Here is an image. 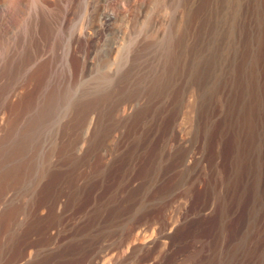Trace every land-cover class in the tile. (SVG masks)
Segmentation results:
<instances>
[{"label": "bare ground", "instance_id": "6f19581e", "mask_svg": "<svg viewBox=\"0 0 264 264\" xmlns=\"http://www.w3.org/2000/svg\"><path fill=\"white\" fill-rule=\"evenodd\" d=\"M6 1L9 2V0ZM20 1L12 0L9 2H13V6L11 4L12 8L9 11V14H11L9 22L11 24L19 18L17 7ZM56 1L41 0V2L35 4L39 5L36 8L37 11L38 8H44L45 10L50 7L53 10V20L51 17L52 23H50L58 26L60 22L64 24L70 12L69 9L71 7L76 9L80 0H65L68 3V9L65 7L66 11H63L65 13L62 14L61 19L58 12L59 2ZM181 1L183 2V0ZM239 1L238 6L240 8L242 3L241 0ZM254 1L252 6L250 4L253 2L249 4L247 10L240 11L242 15L239 14V16L241 15L246 20L247 16L251 15L253 19L249 21L252 24L250 29H253V26H258L259 31L255 33L253 31L254 34L251 32L253 36L250 40L253 46L251 45V49L246 50L242 58L238 56L242 60L238 63L237 68L234 66L232 70L230 69L231 71L229 70L230 72L228 71L227 76L226 71L225 76L221 75V70L220 73L218 72L216 60L212 57L203 59L197 56L203 46L202 43H204L202 36L214 22V9H217V6L214 8V5L219 3L218 0H185L182 4V6L184 5L183 11H180L181 18L177 21H180L178 37L172 47L173 52H170L173 53V58L166 63L163 71L160 70L162 73L161 81H159L160 85L153 80L154 83L156 82L159 85L158 88H154L156 91L153 89V92L157 96L163 97L167 92L173 91L174 103L170 107H142L133 106L130 103L132 106L124 105L120 115L116 113V106L119 103L115 106L114 103L108 102L107 107L102 112L100 111L102 108L97 110L94 107V102L90 99L94 104L93 106H85L82 111L79 107V113H76L77 116L74 122L71 123H73L74 128L82 125V128H84L85 126L83 133L80 132V136L78 135L74 142H71L72 146L67 141L69 145L65 147L63 154L60 152L62 156L56 160L54 159L55 164L60 166L59 169L50 168L45 171L47 173L39 178L38 187L36 188V185L34 187L36 191L32 193H35V195L28 191L31 197L33 195V201L28 203V206L24 201L27 212L23 213L22 207L18 206L10 209V211L3 210V213H0L3 222L7 219L14 220L19 217L24 220V224L20 228L18 227L19 230L15 233V241L12 240L13 244L7 246L8 248L1 254L0 264H85L86 262L95 264L96 258L99 259L102 253L108 252V242L110 240L127 233L124 228L127 224L131 223L133 227L145 215L150 214L156 206L159 207L169 203L179 194L184 184L195 180L194 178L198 175L200 166L205 167L207 173L203 176L196 198L190 201L186 207L187 212L182 215L178 222H167V229L161 234V239H167L171 250L180 246L183 248L182 245L188 246L192 239L194 240L195 237L201 236L205 232L206 226H210L207 228V235L210 237L209 240H211L212 246L211 256L207 261L208 264H264V0ZM69 3L72 4L71 7ZM227 3H224V5ZM227 5L229 6V4ZM219 6H222L221 2ZM231 6L234 10L233 4ZM62 9L64 10V8ZM48 11L50 13V10ZM44 12L46 13V11ZM178 14L180 15V13ZM41 15L43 16V14ZM218 17L220 18V15ZM48 18L50 21V17ZM38 19L37 21H39ZM37 21L35 23H39ZM47 22L45 23L47 24ZM45 23L41 21V24H37V26L46 27ZM222 23L223 26L224 22ZM110 24L108 25L110 26ZM191 27H194L195 30ZM233 27L229 29H233ZM243 27L240 28L243 29ZM234 31L237 32L235 28ZM239 33L241 35V32ZM245 34L248 33L245 32ZM18 35L13 42L9 40V36V39L4 36V40L3 37H0L3 40V42L1 40L2 46L5 47L0 46L2 48L0 54L3 53L2 57L5 54V58H3L6 62L4 63V66L6 64L5 70H9L8 73L13 74L14 77L18 76L19 70L26 60L23 57L28 54V52L25 54L26 49L22 45L23 40L21 41ZM123 36H119V40L114 46L113 52L116 54V58L122 52H125V48L123 49L124 41L122 44V40L127 36ZM38 37L40 38L41 35L36 36L35 34V38H31L27 43L30 53L36 54L37 52L38 54L37 46L40 45L36 40ZM120 37L123 39L120 40ZM12 43L13 48L11 47ZM209 43L207 42V44ZM210 46L212 48L211 43ZM237 46L239 47V45ZM227 48L229 50L230 47ZM238 50L240 53L243 52L240 51L241 49ZM223 51L222 53L225 55L226 52ZM202 53L203 51L200 55ZM217 53L216 55H219V52ZM166 54L168 53L166 52ZM233 57L235 58L234 55ZM224 59H226L225 56H223V61ZM221 60L220 62H222ZM228 60L231 59L228 58L226 61L228 62ZM218 68L220 69V66ZM190 85L196 87L194 89L198 91V93L193 91V94L199 95V97H195L199 98V106L196 109L194 107L195 111H192L194 121H192V125L190 123L193 126L191 130H189L190 127L188 129L189 125H185V127L178 125V120L183 112L182 108L185 107L184 104V107L181 106L180 99L182 94L189 90L187 88ZM124 89H121L122 92ZM149 94L152 95V93ZM156 94L152 96L155 98ZM193 94L192 96H194ZM152 96L150 97L152 98ZM101 97L103 96L101 95ZM105 97H107V94ZM219 100H221V103H219ZM195 102L197 103V101ZM6 109L8 108L6 107ZM62 128H66V126ZM62 128L61 133L64 132V135L67 136L66 134L70 131L65 134ZM69 129L71 130V128ZM59 136L61 135L59 134ZM72 138L74 137L72 136ZM24 139H22V142H24ZM12 140L14 141V139ZM57 142L56 140L55 144ZM108 143L111 145L110 149L104 154L102 148L107 147ZM22 144L19 142L15 148H6L5 153L0 150V163L12 162L16 159L18 164L19 157L23 153L24 146L22 147ZM25 155L24 157H26ZM7 165H12V163H7ZM21 165L19 166L21 167ZM10 167L11 169L8 172L2 170L5 172L2 173L0 171L3 180L11 178V175L17 171L18 166H14L15 168ZM29 167L31 168V166ZM37 168H39L38 165ZM37 170L39 172L40 169ZM218 170H221V176L218 175ZM35 174L33 175L35 176ZM24 176L26 175L24 174ZM21 182L17 183L20 184ZM13 183L12 181L11 184ZM14 187L12 186V188ZM9 190L13 189L9 188ZM218 190L221 191L220 198L218 203L214 204V197ZM6 193L3 195H6ZM24 202H21V204H24ZM7 204L6 207H8ZM214 209H216V214L211 216ZM10 222L9 225L12 223ZM14 223L19 222L14 221ZM138 235V239L141 240L143 235ZM11 239L10 237V241ZM142 242H144V239L141 240ZM4 245L6 246V244ZM171 250L170 252L173 253Z\"/></svg>", "mask_w": 264, "mask_h": 264}, {"label": "rangeland", "instance_id": "374dc122", "mask_svg": "<svg viewBox=\"0 0 264 264\" xmlns=\"http://www.w3.org/2000/svg\"><path fill=\"white\" fill-rule=\"evenodd\" d=\"M11 1L9 0V2ZM52 1L54 2V0ZM184 1L185 0H183V2L181 0H80L79 6L76 9H72V4L70 5L71 2L69 1V6L71 7V9H69L70 12L68 14L67 19L64 21V24L60 22L58 26H56L54 24L51 25V17L53 16V10L50 9V7L45 10L44 8H38L39 10L37 11L36 8L37 6L39 7V5L36 4L37 2H41V0H21L20 2H18L17 9H19L20 11H17L19 14V18L17 20L18 22H14L15 24H11L9 22L11 16V14H9V11L13 6V2L9 3L6 0H0V37H3V40L5 37H7V39L10 38L9 40L13 42L15 37L19 34L18 36H20L21 41H25H22V45L26 49L25 54L28 52V54L25 55L27 56V58H25V56L23 57L24 60H26L23 63L24 65L22 64V67L19 70L20 72L17 77H14L13 74L11 75V73H8L9 70H5L6 64L4 66V63L6 62L5 59H3L5 58V54L3 57V53L0 54V139H2L0 140V150H3V152L5 153L4 150L6 148H15L19 142L20 144L23 143L21 145L22 147L24 146L23 153L21 154L23 158L21 156L19 157L22 162L20 160L18 161L19 165H21L22 163L21 167L17 164L16 159L15 161L7 162L9 164L12 163V165H7V163L5 162L0 163V171L4 170L5 172H8L11 169L10 166H12L13 168L17 166L19 167H17V171L14 172V174L17 175L12 174L14 177L11 175L12 179L9 177L7 178L8 180H3L1 177L2 174L0 172V181L2 180L0 182V190L3 187V189L0 191V213H3V210L10 211V209H13L18 206L22 207L21 210L23 211V213L27 212L26 208L28 206V203L33 201V195H35V193L33 194L32 192L36 191L35 189L38 187L37 183L40 182L39 178H42L44 176L43 174L47 173L45 171L50 168L55 170L59 169L60 166L55 164V160L58 157L62 156L61 153L65 151L64 149L67 145L70 144L72 146V143L74 142L75 138H77L78 135L80 136V132L81 134L83 133L85 126L84 128H82L83 125L78 128H74V125H72L73 123H71L74 122L77 114L79 113L80 108L82 111L83 107L91 105L93 106L95 104L94 107L97 110H100L102 108L100 110L102 112L104 111L103 109L107 107L108 102L114 103L115 106L119 103V105L116 106V113L120 115L122 114L124 105L132 106L131 104H133V106L138 105L142 107H170L174 103L175 96L173 91H169L167 92V94H165L169 97L165 95L163 97H159L153 91L155 90L154 88H158L160 85L159 81H161L162 78V73L160 72V70L163 71L166 63L173 58V53L170 52H173L172 47L178 37L177 35L179 33L178 28L180 27V21H177L181 18V12L183 11L182 9L184 7V5L182 6V4H184ZM231 1L232 0H218V4L220 5L221 2L223 8L218 4L214 5V8H216L217 6V9H214L213 15L215 16V18L214 22L212 21L213 26L211 25L210 28L208 27L207 32L204 33L203 36H207L206 38L202 36V40L204 39L203 42L206 43L205 45L204 43H202L203 46L200 48L201 50H199V55H197L198 57L203 59L207 57H212L214 60H216L217 70L219 73L222 71L221 75L223 76H225V71L227 72V76V74L233 69L234 66L235 68L238 67V63H240V61L242 60L241 58L246 53V50L251 49V36H253L255 32L259 31L258 26H253V29H250L252 28V24H250L249 21L250 19H253L251 15H248L246 20H244V18L241 16V12L247 10L249 4L254 0H241V3L244 6L241 4L240 8L238 6L240 4V1L234 0L232 1L234 10H232L233 8L231 6ZM32 2L34 4L36 3L35 6H33L34 4ZM55 2L57 1L55 0ZM58 2L59 10L62 11L61 12L58 10L59 18L61 19V16H63L62 14L65 13H63V11H66V8L68 9V3L65 2V0H58ZM60 2L62 3V5ZM254 2L251 3L250 6H252ZM224 3L229 4V6L227 4L224 5ZM62 8H64V10ZM221 8L222 10H220ZM227 9L229 12L227 11ZM235 9H237V11H235ZM48 10H50V13ZM44 11H46V13ZM178 13H180V15ZM218 13H221L219 14L220 18L218 17ZM41 14H43V16ZM46 14L48 15L46 16ZM239 14L241 15L239 16ZM174 16L178 17L175 18ZM48 17H50V21ZM173 17L175 20L172 19ZM231 17H235V19H231ZM37 19L39 21H37ZM33 20H36L39 23H35L36 21L34 22ZM40 20L44 23L48 21L47 24L45 23L46 27L37 26V24H41ZM236 20H238L239 22ZM107 22L108 24L111 23L110 26L107 24ZM222 22H224L223 26ZM35 24L37 28L35 27ZM231 24L235 27H233ZM39 27L41 28V30ZM230 27H233V29H229ZM240 27H243V29ZM234 28L237 30V32L234 31ZM191 29L195 30L194 27H191ZM239 32H241V35ZM245 32L248 34L246 35ZM38 33L41 35L40 38L38 37L36 39L39 42L38 44H40L39 47L37 46V50H39L38 54L37 52L36 54L32 52L30 53L27 48V43H29L31 38H35V34L36 36H39ZM211 35L213 38L211 37ZM215 35L217 36L214 37ZM219 35L220 37H218ZM119 36H127L124 40H122L123 38L120 37V40H122V44L124 41L123 49L125 48V52H122L116 58V54H114L113 50L116 42H118L117 40H119ZM1 40L2 39H0V46L2 48H5L4 46H2L3 40L2 42ZM212 40L214 43L212 42ZM224 41H226V44L224 43ZM207 42H210L212 44V48L211 46L209 47L210 43L207 44ZM142 45L144 46V48H142ZM237 45H239V47ZM205 46H208L209 49ZM1 47L0 51L2 50ZM11 47L13 48V43ZM226 47H230L229 50L228 48L226 49ZM238 49H241L240 51L243 52L240 53ZM215 50L217 51L215 52ZM223 50L226 52L225 55L224 53H222ZM200 51H203L201 55ZM166 52L168 54H166ZM217 52H219V55H216L218 54ZM233 55L235 56V58L233 57ZM223 56H225L226 58L224 59V61ZM238 56L241 58L239 59ZM228 58H230L232 61L228 60L227 62L226 60ZM218 60L219 62H217ZM220 60L222 62H220ZM233 61H236L237 64ZM229 65L230 67H228ZM218 66H220V69L218 68ZM223 67L226 69H224ZM6 76L10 79H8ZM11 77L14 79V81ZM153 80L158 82L157 84L159 85H157L156 82L154 83ZM118 81H121L122 83ZM118 88H120V92L118 91ZM191 88L193 89L191 90ZM194 88L196 87L190 85L187 89L191 91L188 92L189 90L186 89L187 92L185 91V93H183L181 96L182 98L180 99V102L182 103L181 106H183L184 104L185 107L183 106L184 108H182L183 112L181 111L182 114L178 120V125L180 124V127H185V125H189V130H191V128L193 127L191 126L193 123L192 121H194L193 112L199 106V98H195L196 96L199 97L198 94L195 95V93H198V91ZM121 89H124V91L122 92ZM193 91L195 92L194 94ZM149 93H152V95L156 94L155 98ZM106 94L107 97H105ZM192 94L194 96H192ZM101 95L103 97H101ZM188 95H190L189 98H187ZM150 96H152V98ZM148 98L152 100L150 101ZM83 99L86 102L82 101ZM89 99L92 100L94 104ZM160 99H163L165 102L163 100L161 101ZM166 99L168 100L169 104ZM195 101H197V103ZM219 103H221V100H219ZM6 107L8 109H6ZM186 119L189 120L187 121ZM65 122L67 123L66 125ZM64 125L66 126V128H62L65 127ZM61 128L63 129V131H65V134L69 131V133H72H67V136H65L64 132L61 133ZM69 128H71V130ZM8 131L12 132L9 133ZM3 133L5 134L3 135ZM59 134L61 136H59ZM10 135H12L13 137ZM3 136L8 137L5 138ZM72 136L74 138H72ZM11 137L12 139H14V141L11 139ZM8 139L11 141H9ZM22 139H24V142H22ZM29 139H31L33 143L31 140L30 142ZM4 140L7 141L4 142ZM56 140L58 142L55 144ZM67 141L69 142V144ZM14 143L15 145H13ZM28 144L31 147L27 146ZM4 146L6 147L4 148ZM110 146V143H108L107 147L104 146L105 149L102 148L104 154L108 152ZM54 148L56 151L54 150ZM60 148L62 151L59 150ZM23 154H26V157H24ZM13 162L15 163V165H13ZM27 163L30 164L29 166H31V168L28 166ZM37 165L39 168H37ZM40 165L44 166V169L41 168L42 166L40 167ZM2 166L5 168H3ZM36 168L40 169L39 172ZM40 171H42L43 173ZM206 171L207 170L205 167L200 166L198 173L199 176L197 175L194 178L195 180L190 181L182 186L183 189L181 188L182 190L180 189L179 194L175 197L177 199L174 198L169 203L160 205L159 207L156 206V208L153 210L154 212L151 211L150 214L145 215L133 227L131 223V226L130 224H127L124 227L127 233L117 236L110 240L108 242V252L102 253L99 259L96 258L95 264H208L207 261H209L210 259L212 246V242L211 240H209L210 237L207 235V228H209L210 226H206L205 232L201 236L195 237L194 240L192 239V242L190 241L191 243L188 246L182 245L183 248L180 246L181 248L178 247L177 249L171 250L168 246L167 239H161V234L167 229V222H178L180 218H182V215L187 212L186 207L188 206L191 200L196 198L198 194V189L203 180V176H205L207 173ZM5 172L2 171V173ZM24 174L26 176H24ZM33 174H35V176ZM221 174V170H218V175L221 176ZM13 178H15V180H13ZM12 181L14 182L13 184L17 187H14V185L11 184ZM17 182H21L20 184L22 188ZM35 185L36 188H34ZM12 186L14 188H12ZM9 188L13 190H9ZM5 190L7 191V193ZM28 191H31V194H33L32 197L30 196L31 194ZM4 193H6V195H3ZM220 194L221 191L218 190L214 197V204L218 203ZM20 201L22 203L25 201L27 203V206L25 202L24 204H21ZM6 204L8 207H6ZM212 213L213 215L211 214V216H214L216 214V209H214ZM20 218L21 217L16 218L14 220L7 219L3 222L1 221L2 219L0 217V233L3 235L2 236L0 234V248L2 249H0V259L1 254L5 252L6 248L11 246V243L13 244V241H15V233H17L19 228L24 224V220H22L23 218ZM14 221L19 223H14ZM9 222L12 225H9ZM140 232L143 233L139 234ZM9 234L12 238L11 241L13 240L12 242L10 241ZM138 234L143 235L141 236V240L143 241L144 239V242L141 243V240L137 237ZM2 239H5V242ZM132 242L133 245L136 244L134 247L132 245ZM130 243L132 246L130 245ZM4 244H6V246ZM1 246L4 248H2ZM170 250L173 251V253L170 252ZM85 264L88 263L86 262Z\"/></svg>", "mask_w": 264, "mask_h": 264}]
</instances>
